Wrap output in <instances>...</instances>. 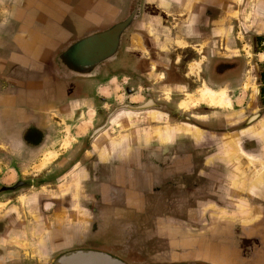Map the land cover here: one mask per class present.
I'll list each match as a JSON object with an SVG mask.
<instances>
[{"label": "crops", "instance_id": "1", "mask_svg": "<svg viewBox=\"0 0 264 264\" xmlns=\"http://www.w3.org/2000/svg\"><path fill=\"white\" fill-rule=\"evenodd\" d=\"M263 43L264 0H0V264H264Z\"/></svg>", "mask_w": 264, "mask_h": 264}, {"label": "rangeland", "instance_id": "2", "mask_svg": "<svg viewBox=\"0 0 264 264\" xmlns=\"http://www.w3.org/2000/svg\"><path fill=\"white\" fill-rule=\"evenodd\" d=\"M207 88H209V87H207ZM202 89H204V87L200 89V95H201V90ZM221 91H224V96L229 99V97L225 93V90L223 89ZM216 93H218V92H216ZM196 101L197 102H206V103H209L211 105H215V104L210 103L209 102V99H206L205 98L203 100L202 99V96L197 97L196 98ZM229 105H230V103H229ZM216 106H224V105H216ZM53 156H54V153L49 152V154L44 157V159H43L42 163L40 164V166L44 165L46 163V161L47 160H50ZM25 177H26V179H28L29 177L30 178H34L35 177V174L29 173V174H26ZM22 181H24V180H22ZM25 181H27V182H25L24 184H26V186H27L28 180H25ZM110 222L111 221H106L105 222V225H104L105 226L104 228H103V226H100V225L96 226V234L89 235V236H90V238H93L92 241L96 243V246L97 247H100V248L103 247V248H106L108 250H114V252H118L120 254H124L126 248L127 247L129 248V242H128V240H125L123 238L124 236H121L120 235V233L118 231V227H117L118 225H117V223H116V225H117L116 227H113V226L112 227H109V223ZM145 253H147V252H145ZM141 254L138 256V258L140 260H145V259H141L142 255L144 253L142 255ZM143 256L146 257V254H144ZM161 257L163 258V260H168L169 255L166 254L165 256H161ZM170 258H172V256H170ZM140 260H139V262H141ZM135 262L137 263L138 261H136V260H133V261L131 260L130 261L131 264H136Z\"/></svg>", "mask_w": 264, "mask_h": 264}, {"label": "bare ground", "instance_id": "3", "mask_svg": "<svg viewBox=\"0 0 264 264\" xmlns=\"http://www.w3.org/2000/svg\"><path fill=\"white\" fill-rule=\"evenodd\" d=\"M202 99H209V102L215 105H228L229 99L224 96V91H220L218 93L212 91L209 88H205L201 90Z\"/></svg>", "mask_w": 264, "mask_h": 264}, {"label": "flooded vegetation", "instance_id": "4", "mask_svg": "<svg viewBox=\"0 0 264 264\" xmlns=\"http://www.w3.org/2000/svg\"><path fill=\"white\" fill-rule=\"evenodd\" d=\"M262 50L264 51V43L262 44ZM30 181V180H29ZM21 181H17L16 182V184L14 185V186H18V184L20 183ZM29 183L31 184V181L30 182H28V184H27V186L29 185ZM7 188V187H6ZM12 188V187H11ZM4 189V188H3ZM3 189H0V193H1V191L3 190Z\"/></svg>", "mask_w": 264, "mask_h": 264}, {"label": "water", "instance_id": "5", "mask_svg": "<svg viewBox=\"0 0 264 264\" xmlns=\"http://www.w3.org/2000/svg\"><path fill=\"white\" fill-rule=\"evenodd\" d=\"M116 264H122V263H120V262H116Z\"/></svg>", "mask_w": 264, "mask_h": 264}]
</instances>
